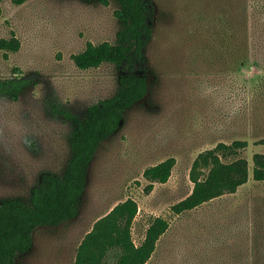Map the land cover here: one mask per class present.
Returning <instances> with one entry per match:
<instances>
[{
    "label": "rangeland",
    "instance_id": "1",
    "mask_svg": "<svg viewBox=\"0 0 264 264\" xmlns=\"http://www.w3.org/2000/svg\"><path fill=\"white\" fill-rule=\"evenodd\" d=\"M152 1L146 97L101 144L78 216L37 228L17 264H75L94 223L128 198L139 205L136 244L155 217L170 222L147 264H264V181L253 176L254 155L264 154V0ZM118 8L117 0L2 1L0 39L15 35L21 48L8 59L0 50V80L32 83L18 99L0 96V203L29 202L44 174H62L69 163L74 124L53 104L85 115L118 92L120 68L82 70L73 60L89 42H116ZM238 140L248 146L224 161L246 158L248 182L175 214L172 206L194 190L199 154ZM170 157V179L147 194L145 170Z\"/></svg>",
    "mask_w": 264,
    "mask_h": 264
},
{
    "label": "trees",
    "instance_id": "2",
    "mask_svg": "<svg viewBox=\"0 0 264 264\" xmlns=\"http://www.w3.org/2000/svg\"><path fill=\"white\" fill-rule=\"evenodd\" d=\"M3 0H0V9ZM26 0H14L23 4ZM108 5L110 0H99ZM115 12L121 24L115 43L89 42L81 53L73 55L79 69L98 68L110 63L121 69L119 90L87 109L85 115L75 114L53 104V111L74 124L70 135L71 158L62 174L46 173L33 191L29 202L10 199L0 203V264H17V258L33 247V234L43 226H57L78 216L85 193L91 163L101 144L119 129L128 109L144 99L149 91L147 46L153 37L154 5L152 0H117ZM20 40L0 39L4 57L18 52ZM243 46L240 54L243 55ZM243 61V60H241ZM32 83L30 78L0 80V96L18 99ZM247 141L220 143L216 148L199 154L191 170L193 192L172 206L175 214L193 210L226 193H235L249 180V162L236 157ZM253 176L264 181V154L254 155ZM177 163L170 157L149 167L144 177L149 180L145 192L150 194L155 183H167ZM139 211L133 198L117 204L100 217L80 243L75 264H147L156 251L158 241L170 227L163 217H155L144 241L138 245L133 238V223Z\"/></svg>",
    "mask_w": 264,
    "mask_h": 264
}]
</instances>
